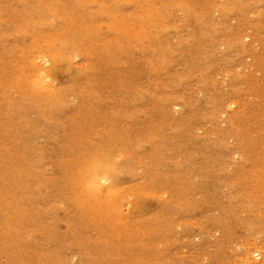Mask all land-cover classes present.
<instances>
[{
  "label": "rangeland",
  "instance_id": "374dc122",
  "mask_svg": "<svg viewBox=\"0 0 264 264\" xmlns=\"http://www.w3.org/2000/svg\"><path fill=\"white\" fill-rule=\"evenodd\" d=\"M0 264H264V0H0Z\"/></svg>",
  "mask_w": 264,
  "mask_h": 264
},
{
  "label": "bare ground",
  "instance_id": "6f19581e",
  "mask_svg": "<svg viewBox=\"0 0 264 264\" xmlns=\"http://www.w3.org/2000/svg\"><path fill=\"white\" fill-rule=\"evenodd\" d=\"M34 61V60H33ZM38 63V62H37ZM35 67V66H34ZM36 68V67H35ZM39 68H37V70H38ZM35 71V70H34ZM39 72V71H38ZM37 72V73H38ZM35 75V74H34ZM38 76V77H37ZM36 77V82H37V84L38 85H40L42 82H43V80H42V76L41 75H37ZM35 80V79H34ZM35 82V83H36ZM38 93H39V91H38ZM94 164V163H93ZM92 164V165H93ZM104 165H107L106 163H103ZM100 166V165H99ZM98 165L97 166H93V167H95V168H97V167H99ZM101 167V166H100ZM105 169H107V167L105 168ZM105 169H103V170H105ZM96 171V170H95ZM93 172V168H87V170H85V172H84V174H83V185H84V187H83V193H84V195L89 199V200H91V201H93V202H96L97 204H104V203H102V202H100L99 203V200H98V198H99V192H100V189L103 187V185H104V183H106L107 182V180L104 178V177H101V176H98L97 175V173L96 172ZM106 171V170H105ZM103 172V171H102ZM106 173V172H105ZM85 175H87V177H88V179H86L85 181H84V176ZM103 190V189H102ZM83 195V196H84ZM85 200V199H84ZM111 201V200H110ZM109 202V201H108ZM115 202V201H114ZM105 204H107V203H105ZM103 206V205H102ZM104 207H106V209H111L112 208V206L111 207H109V206H104ZM107 207H109V208H107ZM101 208V207H100ZM105 211H107V210H105ZM109 211V210H108ZM111 211V210H110Z\"/></svg>",
  "mask_w": 264,
  "mask_h": 264
}]
</instances>
